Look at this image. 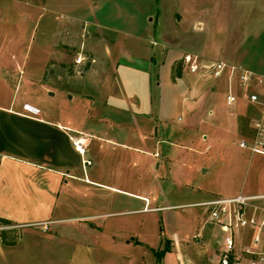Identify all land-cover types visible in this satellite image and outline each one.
Listing matches in <instances>:
<instances>
[{
  "label": "crops",
  "instance_id": "1",
  "mask_svg": "<svg viewBox=\"0 0 264 264\" xmlns=\"http://www.w3.org/2000/svg\"><path fill=\"white\" fill-rule=\"evenodd\" d=\"M21 1L66 11L69 37L60 46L85 53L89 67L62 85L29 77L23 93L21 76L16 81L17 74H0V217L11 221L9 227L0 224V232L23 228V240H32L42 234L39 227L77 233L73 223L84 221L81 232L90 233L95 227L88 219L104 215L106 232L128 234V245L135 241L149 249L156 263L165 241L170 249L161 264H218L226 232L208 221L200 204L264 194V160L256 158L263 154L240 146L253 143L262 107L242 97L228 106V73L173 78V68L192 54L203 63L222 61L264 75V0H164V10L162 0ZM144 1L153 8H142ZM36 81L53 95L52 88L70 93L73 104L62 99L52 108L40 97L28 98ZM253 90L264 97V87ZM25 104L39 113H28ZM198 173L210 178L192 188L197 195L184 191ZM94 186L112 193L102 200L112 211H85ZM83 193L84 205L78 203ZM187 207L198 209L189 218L177 216L176 209ZM164 210L173 225L165 240L158 227L160 241L153 246L141 235V213ZM178 218L181 227L174 226ZM252 234L241 231L239 248L251 244ZM16 247L0 236V264H17ZM241 264H250L248 254Z\"/></svg>",
  "mask_w": 264,
  "mask_h": 264
},
{
  "label": "rangeland",
  "instance_id": "2",
  "mask_svg": "<svg viewBox=\"0 0 264 264\" xmlns=\"http://www.w3.org/2000/svg\"><path fill=\"white\" fill-rule=\"evenodd\" d=\"M164 2L166 1L162 0L160 3L162 10L166 8ZM124 6L126 9H132L131 4L125 3ZM142 8L151 9L153 7L147 5V2L144 1ZM54 9L52 6L40 9L29 8L21 0H0V74H17V78L15 77L16 81L21 76L22 93L24 86L28 84L29 77L50 84L62 85L67 81L68 75L85 74L88 70L89 58L85 53L78 54L76 48L60 46L69 37L65 34L68 29L66 23L69 19V14L66 11ZM86 29L89 33L94 30L93 26H88ZM98 32L101 35V32ZM78 33L80 36L82 33L81 28L78 29ZM58 45L59 47H56ZM149 46L156 51L163 50V47L159 45L150 44ZM60 51L61 55L59 54ZM182 58L177 61H182ZM177 61H175V66H177ZM181 65L182 74L190 73L185 63H181ZM60 75L62 79H59ZM1 80L0 91L2 88ZM198 80L199 78H195L191 80V83L196 85ZM187 81L189 82L190 80ZM39 82L36 81L35 84L30 85L28 98L40 97L43 99L45 106H51L52 108L54 105L60 104L62 99L68 105L72 103L70 93L61 95L52 88V93H55L53 95L49 91H42L38 88L40 87ZM258 157L264 160V155H256V158ZM251 162H253V159H251ZM205 177L208 179L210 175L204 176L198 173L193 184L186 187L184 191H190L192 194L197 195L198 192L194 193L192 188L201 185L206 180ZM252 179L253 175L251 173L250 180ZM211 180L215 181V178L211 176ZM171 187L176 191V186ZM165 192L167 198H169L168 191L166 190ZM143 193L145 192L143 191ZM92 195H94L92 202L88 204V210L85 211L103 214L109 209L113 210L107 203H102L105 196L111 199L113 197L112 193L106 192L101 187L94 186ZM85 200L86 195L83 193L79 197L78 203L84 205ZM189 200L187 198V200L184 199L182 201ZM193 200H196V198ZM144 205L145 201H141V206L143 207ZM197 209L194 207L179 208L175 212L177 216L189 218L191 213H194ZM73 213L78 214L79 212L75 210ZM126 219L128 220V217ZM107 220V216L104 215L89 218L87 224L95 227V231L90 233L81 232L82 226H85L84 221H82V223H73L77 233H71L70 231L50 233L52 230L49 228L39 227L38 230L42 234L36 232L35 238L32 240L27 239V237L23 240V228H18L14 233H10L8 237L9 239L14 238L18 244L14 251V253L19 255L17 264H133L135 262L137 264H161L158 261L157 263L155 262L156 258L153 255L151 256L149 249L144 246L134 245L135 241L131 240V244L128 245V238H132L128 237V234L124 236L117 232H106ZM176 223L181 227V218L174 222V226ZM141 225V235L148 237L146 240L155 246L160 241L158 240V232H160L158 227H161V237L165 240L166 234L171 229L169 226L172 227L173 223L168 211L164 210L158 213L142 212ZM240 235L241 231L237 233V237H240ZM165 246L164 241L163 248Z\"/></svg>",
  "mask_w": 264,
  "mask_h": 264
},
{
  "label": "built area",
  "instance_id": "3",
  "mask_svg": "<svg viewBox=\"0 0 264 264\" xmlns=\"http://www.w3.org/2000/svg\"><path fill=\"white\" fill-rule=\"evenodd\" d=\"M182 59L191 74L221 78L228 73L226 74L228 76L226 96L228 106H233L242 97L262 107L260 117L255 122L256 132L253 143L249 145L242 141L240 146L250 148L253 153L264 155V97L253 90L255 86L264 87V75L256 74L243 66L222 61L203 63L197 55L192 54H186ZM234 87L238 88L240 94L234 90ZM24 110L30 114L39 113L37 108H32L28 104L24 105ZM78 143L75 142L77 148L84 153V149H81ZM84 163L91 162L85 160ZM200 205L207 209L208 221L219 224L220 228L226 232L224 245L218 256V264H241L242 254L250 256V264H264V194L250 196L240 194L232 198H217ZM242 230H251L253 236L250 245L239 248L237 233Z\"/></svg>",
  "mask_w": 264,
  "mask_h": 264
},
{
  "label": "trees",
  "instance_id": "4",
  "mask_svg": "<svg viewBox=\"0 0 264 264\" xmlns=\"http://www.w3.org/2000/svg\"><path fill=\"white\" fill-rule=\"evenodd\" d=\"M181 63H183L182 61H177L176 64L177 66L174 65V68H173V78H176V77H180L181 74H182V65ZM0 224L3 225V226H8L11 224V221L8 220V219H5V218H1L0 217ZM16 230L15 229H2L1 232H0V236H1V239L3 241V244H10V245H15L16 244V241L14 238L12 239H9V234L10 233H14ZM9 233V234H8ZM9 239V241L7 240ZM170 249V246L169 245H166L164 249L162 250H158L156 251V254H157V258H158V262L160 263V260L162 259V256L164 255V253L166 251H168Z\"/></svg>",
  "mask_w": 264,
  "mask_h": 264
}]
</instances>
